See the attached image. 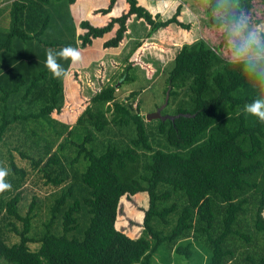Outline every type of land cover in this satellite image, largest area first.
I'll return each instance as SVG.
<instances>
[{
	"label": "trees",
	"instance_id": "trees-1",
	"mask_svg": "<svg viewBox=\"0 0 264 264\" xmlns=\"http://www.w3.org/2000/svg\"><path fill=\"white\" fill-rule=\"evenodd\" d=\"M3 1L10 2V26L0 52L14 50L15 38L42 41L50 0ZM195 2L205 38L176 49L168 75L169 97L176 100L177 89L186 85L190 97L178 99L174 116L157 128L173 150L153 149L142 116L116 102L114 86L104 84L118 63L104 54L94 58L95 50L85 52L110 32L101 48L119 47L128 22L141 21L147 31L143 39L127 42L132 45L125 70L139 67L147 79L158 76L161 64L141 57L155 46L147 38L159 29L174 27L190 36L197 20L181 2L165 18L138 0H106L84 18L72 15L79 60L66 58L61 77L53 76L45 59L23 54L27 59L0 64V141L15 123L32 121L50 131L43 156L26 153L21 138L8 151L14 178H4L11 187L0 192L1 264H150L160 251L193 257V245L209 251L206 264H264V123L245 112L246 104L264 99V81L246 70L243 54L224 55L228 41L237 50L249 27L264 21V0ZM12 94L20 100L6 117ZM23 103L31 105L24 114L17 110ZM110 125L125 136L131 132L130 142H109L99 150L96 133L106 135ZM26 183L54 189L37 235L30 234L34 201L24 215L18 210V189ZM137 192L148 194V207L143 215L126 203L143 226L132 238L115 221L120 197L136 199Z\"/></svg>",
	"mask_w": 264,
	"mask_h": 264
},
{
	"label": "rangeland",
	"instance_id": "rangeland-1",
	"mask_svg": "<svg viewBox=\"0 0 264 264\" xmlns=\"http://www.w3.org/2000/svg\"><path fill=\"white\" fill-rule=\"evenodd\" d=\"M170 1V0H169ZM182 1L192 13L197 12L196 2L195 0H179ZM6 2V1H3ZM10 3V2H8ZM170 6V5H169ZM48 11L50 12V21L48 23L47 28L40 36V39L43 41H39L38 39H30V40H21L19 38H15L12 45V51H1L0 52V64L2 65L4 62L7 64L8 61H17L20 59H27L25 57L36 58L38 60L44 61L46 60V53L51 50L53 53H59L62 49L66 47L75 48V31L72 19V11L71 5L68 3V0H50L49 5L47 6ZM166 8V7H164ZM168 8V7H167ZM196 25L193 26L190 33H187L185 36V41H200L201 38H205L203 35V25L204 20L200 17L196 21ZM10 26V15H9V6L0 8V42H3L6 38V35L9 31ZM73 36V42H71ZM256 37L259 40L260 46L264 49V21L259 23L258 25L249 27V31L247 33L246 38ZM245 41V40H244ZM54 43V44H45ZM57 43H62L59 45ZM234 41H228L227 48H225L224 55L227 57H234L238 55L237 50H233ZM229 46V47H228ZM34 52H32V51ZM32 53V54H31ZM25 57H22V55ZM243 54V53H241ZM249 54L254 56V52L250 50ZM7 55V56H6ZM19 56V58H18ZM241 59L246 62L247 56L245 54L241 55ZM15 59V60H14ZM35 59V60H36ZM57 63L61 64L62 62L69 60V58H64L61 56H57ZM168 62V63H166ZM127 62H124V65L119 66L114 69L113 74L110 78L106 79L104 84H112L115 88V101L120 102L126 105L132 114L139 113L145 123L147 133L149 135V141L153 149H163V150H173V147L168 145L160 134L157 132V128L160 121H165L174 116L175 108L177 106V101L183 99L184 102L188 101L190 97V91L187 88V85L177 89L178 98L176 100H172L168 96V102L164 104L166 92L170 90L168 83V75L169 71L173 66L172 58L170 60L165 61L162 69L160 70V74L155 76L154 78H146L143 69L139 67L130 68L127 71L125 67ZM117 67V66H116ZM34 68H31V71ZM128 75L131 79L125 80V76ZM20 76V75H19ZM27 85V84H25ZM131 92H134L131 94ZM20 100V95H11L7 101V110L6 117H11L14 106L18 104ZM1 101V100H0ZM31 105L28 103H23L21 108H17L18 112L25 113L27 109H29ZM33 106V105H32ZM162 106V107H161ZM161 107V108H160ZM158 108H160L161 117H150L148 120L147 115L155 112ZM2 110V102H0V117ZM10 126L5 133L3 134V140L0 141V168H4L7 170L8 174L4 177L14 178V174L10 167L9 155L8 151L19 144L18 138H21L22 142L24 141V145L21 147L25 148L26 153L29 155H38L43 156L45 154V146L49 140H46L50 131L47 128H38L36 124L32 121L26 122L22 126L18 125ZM35 127V128H34ZM110 131L106 135L97 134L95 136V146H97L99 150H103L104 147L109 142H117V144L122 147L123 144L129 143V137L132 135L129 132V136L123 135L119 132L118 129L112 127L110 125ZM35 130L39 133L38 137H35L31 134V131ZM56 148V145L51 149L53 151ZM50 151V152H51ZM14 153V158L17 164L25 166L26 163L24 161L19 160V154L17 152ZM20 161V162H19ZM14 188V187H13ZM12 188V189H13ZM18 190L21 191L20 201L18 203V210L21 215H24L29 205L32 201H34L33 206V218L31 220L32 230L31 235H37L41 232L43 228L44 222L49 217L48 212V202L50 200L49 194L54 192L53 188H41L35 186L31 183H26ZM16 189L12 190L10 196ZM8 198V197H7ZM140 202V204H139ZM142 198H138L137 200L133 197V195H122L119 199V207L118 214L115 221V227L124 233H126L129 237L135 238L137 237L142 229V221L138 222L133 218V215H130L127 212V205L131 204L135 210H140L144 212L145 207L142 206L141 203ZM133 209V210H134ZM264 216V210H263ZM16 238H11V240H15ZM34 247V245H32ZM194 247V255L193 257L185 259L182 256H167V253L164 251H160L153 256V259L150 264H206L209 256V251L203 250L201 247L193 245ZM1 264V263H0Z\"/></svg>",
	"mask_w": 264,
	"mask_h": 264
},
{
	"label": "crops",
	"instance_id": "crops-1",
	"mask_svg": "<svg viewBox=\"0 0 264 264\" xmlns=\"http://www.w3.org/2000/svg\"><path fill=\"white\" fill-rule=\"evenodd\" d=\"M180 2L184 6V8L188 10L193 15V17L196 18V20H198L199 17L197 16V14L192 13L182 1H179V0H170V1L169 0H138V3L148 8L152 14L160 13L163 18L169 17L173 13L176 5ZM105 4H106V0H78L74 5H71L72 15L76 18L77 17L84 18L87 16L91 8L103 6ZM6 6H9V3L7 1L0 3V8L6 7ZM97 20L98 22L101 21L100 19H97ZM146 31H147V28L145 24H143V22L137 21V20H131L130 22H128V33L125 37L124 44L120 45L117 48L103 50L101 48V44L104 40H106L107 38L111 36L112 33L110 32L104 35L102 38L95 39L93 41V44L86 49L85 53H88L90 55L95 50L94 58L100 57L101 54H104L108 56L107 58L108 60L114 59L118 63V66H117L118 68L119 66L124 65L125 59L128 53L130 52V49H131L130 46L132 44L129 46L127 42H129V40L135 41V40L143 39ZM147 42L153 43L155 46H147L144 49V52L141 58L152 60V63L154 64V66L159 65V64L163 66L165 61L167 60L169 61L170 58L173 59L175 50L180 48L184 42L189 43L192 41L191 40L185 41V36L183 37V34H181L180 31L175 30V28L172 27L171 30H164V29L157 30L151 36L147 38ZM113 72L114 71H112V73ZM110 77L111 75L108 76V78ZM136 196H137L136 200L138 198H142L141 205L144 206L146 209L148 207V194L146 192H137ZM143 215H144V212H143Z\"/></svg>",
	"mask_w": 264,
	"mask_h": 264
},
{
	"label": "clouds",
	"instance_id": "clouds-1",
	"mask_svg": "<svg viewBox=\"0 0 264 264\" xmlns=\"http://www.w3.org/2000/svg\"><path fill=\"white\" fill-rule=\"evenodd\" d=\"M238 54L243 53L247 56L246 70L255 73L262 81H264V49L261 48L259 40L256 37L246 38L241 44H236ZM250 50L254 52V56L249 54ZM57 56L71 59L72 62L79 60V52L71 47L62 49L59 53H53L49 50L46 53V66L52 72L54 77H61L64 74V69L57 63ZM245 112L256 117L261 123H264V99H255L251 103L245 105ZM8 174L7 170L0 168V192L11 187L4 180Z\"/></svg>",
	"mask_w": 264,
	"mask_h": 264
},
{
	"label": "water",
	"instance_id": "water-1",
	"mask_svg": "<svg viewBox=\"0 0 264 264\" xmlns=\"http://www.w3.org/2000/svg\"><path fill=\"white\" fill-rule=\"evenodd\" d=\"M168 96H169V90L166 92L165 101H164V104L162 106H164L167 103ZM160 108H158L155 112H153L151 114H148L146 119L148 120L150 117H161V115H160Z\"/></svg>",
	"mask_w": 264,
	"mask_h": 264
}]
</instances>
